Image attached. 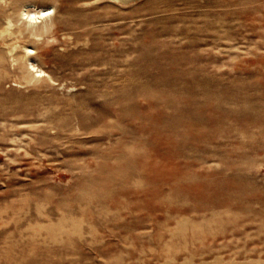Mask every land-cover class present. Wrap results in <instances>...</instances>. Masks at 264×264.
Listing matches in <instances>:
<instances>
[{"label":"rangeland","instance_id":"rangeland-1","mask_svg":"<svg viewBox=\"0 0 264 264\" xmlns=\"http://www.w3.org/2000/svg\"><path fill=\"white\" fill-rule=\"evenodd\" d=\"M29 1L57 23L0 37V264H264V0Z\"/></svg>","mask_w":264,"mask_h":264},{"label":"bare ground","instance_id":"bare-ground-1","mask_svg":"<svg viewBox=\"0 0 264 264\" xmlns=\"http://www.w3.org/2000/svg\"><path fill=\"white\" fill-rule=\"evenodd\" d=\"M3 1L4 0H0V3ZM15 5L16 9L13 11V13L15 14L16 19L14 20L13 16L9 14V17L6 19V26L0 30V37H2L1 40L6 43V35L16 37L17 39L19 36H32L37 40H40L42 36H51L52 29L57 23L55 18V5L48 7H38L29 0H17ZM20 46L24 49L21 60L29 69L31 79L38 80L46 76V72L42 68L36 66L37 64L35 63L36 60L34 56L35 47L25 43H21Z\"/></svg>","mask_w":264,"mask_h":264}]
</instances>
